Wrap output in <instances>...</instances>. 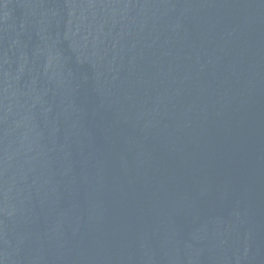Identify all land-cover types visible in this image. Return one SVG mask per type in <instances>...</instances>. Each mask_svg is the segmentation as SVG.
Segmentation results:
<instances>
[{"label":"water","instance_id":"1","mask_svg":"<svg viewBox=\"0 0 264 264\" xmlns=\"http://www.w3.org/2000/svg\"><path fill=\"white\" fill-rule=\"evenodd\" d=\"M0 264H264V0H0Z\"/></svg>","mask_w":264,"mask_h":264}]
</instances>
